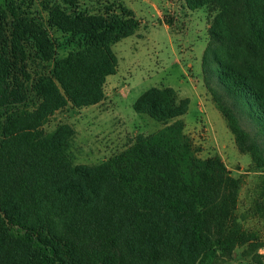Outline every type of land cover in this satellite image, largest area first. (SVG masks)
Instances as JSON below:
<instances>
[{
  "label": "trees",
  "instance_id": "1",
  "mask_svg": "<svg viewBox=\"0 0 264 264\" xmlns=\"http://www.w3.org/2000/svg\"><path fill=\"white\" fill-rule=\"evenodd\" d=\"M184 3L215 12L201 65L228 98L213 91L238 150L264 171V0ZM45 22L0 0V264H214L248 242L233 216L239 180L217 155H196L188 101L171 88L133 105L162 128L98 165L72 163L71 127H42L68 104L102 100L112 46L138 22L119 3L97 14L53 5Z\"/></svg>",
  "mask_w": 264,
  "mask_h": 264
},
{
  "label": "rangeland",
  "instance_id": "2",
  "mask_svg": "<svg viewBox=\"0 0 264 264\" xmlns=\"http://www.w3.org/2000/svg\"><path fill=\"white\" fill-rule=\"evenodd\" d=\"M17 0L34 18L45 22L48 9L59 5L67 12L103 13L116 3L129 10L138 22L135 32L112 46L116 71L103 84V98L95 105L75 108L69 104L55 112L43 125L46 132L58 124L73 130L69 154L74 165H98L125 150L136 135H148L162 124L138 114L133 105L151 88H171L178 100L186 99L181 117L184 133L196 155H217L228 174L239 180L233 210L235 223L249 237L214 264H264V171L254 168L248 154L241 153L218 111L213 91L228 102L217 77L205 72L202 55L209 42L215 12L207 7L190 11L184 0ZM46 23V22H45ZM50 34H60L50 29ZM33 70V67H32ZM241 126L253 134L246 120Z\"/></svg>",
  "mask_w": 264,
  "mask_h": 264
}]
</instances>
